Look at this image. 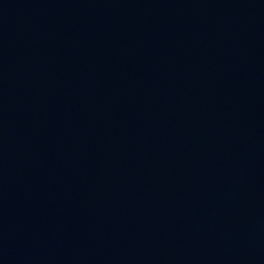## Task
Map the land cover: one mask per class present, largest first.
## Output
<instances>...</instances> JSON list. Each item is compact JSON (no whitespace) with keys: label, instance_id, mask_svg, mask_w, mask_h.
Instances as JSON below:
<instances>
[{"label":"water","instance_id":"obj_1","mask_svg":"<svg viewBox=\"0 0 264 264\" xmlns=\"http://www.w3.org/2000/svg\"><path fill=\"white\" fill-rule=\"evenodd\" d=\"M0 264H264V0H0Z\"/></svg>","mask_w":264,"mask_h":264}]
</instances>
